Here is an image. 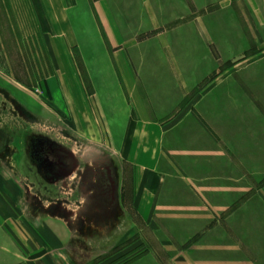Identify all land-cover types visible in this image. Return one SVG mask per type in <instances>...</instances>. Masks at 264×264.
<instances>
[{"label": "crops", "instance_id": "obj_1", "mask_svg": "<svg viewBox=\"0 0 264 264\" xmlns=\"http://www.w3.org/2000/svg\"><path fill=\"white\" fill-rule=\"evenodd\" d=\"M57 1L0 0V76L39 77L42 56L49 97ZM93 6L87 107L67 90L64 103L73 132L109 155L116 206L135 220L107 263L264 264V0ZM17 86L33 104L38 86ZM21 202L0 170V264H76L66 221Z\"/></svg>", "mask_w": 264, "mask_h": 264}, {"label": "rangeland", "instance_id": "obj_2", "mask_svg": "<svg viewBox=\"0 0 264 264\" xmlns=\"http://www.w3.org/2000/svg\"><path fill=\"white\" fill-rule=\"evenodd\" d=\"M94 1L72 0L69 8L64 0L57 1V20L65 22V18L66 22H57L56 26L57 70L49 82L50 97L44 86L47 68L42 56H39V77L36 73H28L34 78L21 79L23 75L18 72L0 76V170L17 181L21 203L30 213H46L66 221L71 229L67 251L76 264L109 263L118 246L123 245L117 244L129 237L127 228L135 222L116 205L114 219L101 211L95 214L89 205L84 209L80 205L83 198L80 189L82 172L99 170L101 163H107L109 159L106 152L88 144L84 137L73 132L64 103V92L67 90L72 93L74 101L87 107L85 94L90 85L81 50L87 49V54L95 48V45H90L88 49L90 43L87 44V39L95 36V32L103 31L102 26L96 23ZM143 35H136V38ZM62 43L66 45L63 47ZM29 83L39 88L33 92L34 103L31 105L23 103V98L16 95L17 85ZM61 83L68 87L61 88ZM78 106L73 102L74 116L80 118ZM50 150L59 151L61 157L57 159ZM125 196L126 204L128 193ZM136 224L139 222L136 221ZM124 228L125 232L122 231Z\"/></svg>", "mask_w": 264, "mask_h": 264}, {"label": "flooded vegetation", "instance_id": "obj_3", "mask_svg": "<svg viewBox=\"0 0 264 264\" xmlns=\"http://www.w3.org/2000/svg\"><path fill=\"white\" fill-rule=\"evenodd\" d=\"M50 152L52 154L55 153L57 159L62 155L59 151L50 150ZM66 167L67 166L63 168L66 170ZM111 179L113 185L110 181ZM112 186L114 187V191H112ZM80 189L83 192V198L80 203L82 209H84V207L87 208L89 205V208L94 211L95 214H100L102 212L104 215L111 216V218L114 219L113 209L116 205L115 184L112 172H110V167H108L106 163H101L99 170L83 171L82 186H80ZM94 205H96L97 208H91V206L94 207Z\"/></svg>", "mask_w": 264, "mask_h": 264}, {"label": "water", "instance_id": "obj_4", "mask_svg": "<svg viewBox=\"0 0 264 264\" xmlns=\"http://www.w3.org/2000/svg\"><path fill=\"white\" fill-rule=\"evenodd\" d=\"M110 181L112 182V185H113V181H112V179H111ZM111 182H110V183H111ZM112 191H114V187H113V186H112Z\"/></svg>", "mask_w": 264, "mask_h": 264}]
</instances>
